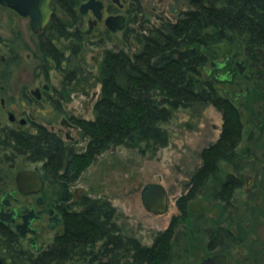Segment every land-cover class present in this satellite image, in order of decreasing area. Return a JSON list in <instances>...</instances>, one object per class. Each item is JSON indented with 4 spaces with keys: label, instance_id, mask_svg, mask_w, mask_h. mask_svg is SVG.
<instances>
[{
    "label": "trees",
    "instance_id": "obj_1",
    "mask_svg": "<svg viewBox=\"0 0 264 264\" xmlns=\"http://www.w3.org/2000/svg\"><path fill=\"white\" fill-rule=\"evenodd\" d=\"M54 1L57 9L46 26L47 40L51 41L42 51L59 63L66 49L59 39L80 38L87 19L77 8L81 0ZM133 1L135 11L141 12L140 0ZM182 1L187 3L186 8L177 9L172 4L174 17L162 15L159 22L150 23V15L145 14L140 22L150 23L148 26L125 28L126 36L131 35L136 45L133 51L125 47L105 49L96 75L101 92L95 102V116L80 119V135L87 139L86 148L69 158L67 170L77 174L99 154L119 145L154 155L169 144L170 135L163 123L175 109L212 103L222 112V130L217 140L202 149L203 162L192 174L188 191L177 199L179 213L146 244L136 234L125 231L121 212L111 200L82 196L76 202L79 207L66 217L67 233L58 236L49 250L31 257L17 251L16 242L7 241L0 264H198L214 250L226 252L230 263L243 264L241 259L233 258L241 237L232 225L244 217L235 205L240 183L223 172L222 162L238 167L242 158L260 155L252 147L243 146L246 123L240 108L220 92L205 68L209 59L220 57L222 44H230L226 52L258 55L256 46L264 48V0ZM137 18L131 17L128 22ZM105 30L110 31L107 27ZM67 74L86 76L79 67ZM63 161L57 154L47 164L57 171ZM248 164H242V168H248ZM74 179L75 175L55 177L59 184L64 181V186ZM199 194L221 206L218 218L203 210L191 217L190 204ZM69 196L63 194L65 199ZM245 202L251 208L252 203ZM182 225L187 231L181 229ZM193 234L208 239L207 253L202 257L192 255L188 237Z\"/></svg>",
    "mask_w": 264,
    "mask_h": 264
},
{
    "label": "flooded vegetation",
    "instance_id": "obj_2",
    "mask_svg": "<svg viewBox=\"0 0 264 264\" xmlns=\"http://www.w3.org/2000/svg\"><path fill=\"white\" fill-rule=\"evenodd\" d=\"M52 1L55 4L56 12V3L54 0ZM83 1L86 0L79 1L78 10L80 3ZM113 1L118 6L103 1V18L93 23L92 26L90 25V20L94 18L92 10L89 9L85 13L79 10L81 14L86 15L89 26L87 29L82 27L80 38L75 39H81L86 33H91L97 27L96 24H100L107 15L119 13L126 15L127 24L124 28L114 31L110 29L111 32H117L128 28L129 18L135 15L141 18L148 14L144 11L141 1L142 11L139 13L135 11L137 6L133 0H120L121 4L115 0ZM127 2L130 3L129 6H126ZM0 6L10 9L16 15L18 14L7 5L0 3ZM124 7H126V11ZM118 10L120 12H117ZM18 15L26 18L29 24L28 16ZM46 26L42 27L40 31L34 32L29 25L30 38L37 49L34 54L36 58L35 67L39 70L37 77H40V73L43 75L32 84L21 82L18 76L21 68L19 66L21 62L19 46L22 43L20 38L23 35L19 34L17 42L15 38L8 39L2 36L0 31V262L5 257L7 241L16 242V250L25 251L31 257L49 250L58 236L67 233L68 220L66 217L70 211L79 207L76 202H79L82 196L98 197L93 195L94 193H91L90 189L87 191L88 189L72 186L81 177V173L94 163L102 153L88 167L77 174L73 170L67 172L69 158L85 151L87 144L86 137L80 135V119H91L81 115L74 107L68 106L75 93L90 94V88L83 85V83L91 84L90 77L87 75L71 77L67 74L70 69L81 68L80 65L74 64L70 67L68 64L71 59L75 58L83 43L82 40L73 43L72 40L74 39L60 38V42L64 44L66 49L63 53L64 59L58 63L52 57L44 55L42 51V47H47L51 41V39L47 40ZM1 27L4 26L0 24V29ZM19 32L22 33L21 30ZM64 39L68 42L65 43ZM24 43L28 45L25 38ZM74 48L75 52H73ZM256 51L258 55L255 56L232 53L225 54L223 58L213 57L209 59V69L206 70L205 74H212L213 76L210 79L217 85L220 92L230 97L234 103H236L235 99L242 100L257 90H261V95L264 96V48L256 46ZM53 68L61 73L58 84L52 82L49 78L50 69ZM99 96L100 94L97 99ZM236 105L238 104L236 103ZM238 107L240 108V105ZM246 112L245 109H242L240 115ZM252 121L256 125L252 131L264 127V106L262 111L253 116ZM85 140V144L80 146L79 142ZM57 154L64 161L60 169L53 171L50 168L51 164H47V161ZM263 158L257 155L249 158L244 157L239 162L238 167L232 165L231 170L223 167V172L233 175L239 181L238 191L244 186L245 180L249 181L243 175L246 169L254 167L253 172L255 175L251 177L253 184L255 179L260 180L259 172L261 173L264 169V165L261 164ZM244 163H249L250 168L246 166L242 168ZM201 164L192 172L193 175ZM20 171H30L35 174L40 180L39 188L27 191L20 190L16 180V175ZM60 175H67V177L75 175V179L66 181L65 186L64 181L60 182L62 188L55 181V177ZM32 185L31 187L37 186L36 183ZM248 186H251V184ZM256 190L259 191L258 188ZM66 193H70V196L65 199L63 194ZM249 196H252L251 200ZM238 197L235 199V205L240 210L237 205ZM248 200L252 202L254 194L249 193ZM176 214H173L172 217ZM197 214L195 213L192 218L196 217ZM205 214L208 215L206 212ZM220 224L225 225L226 223ZM183 230L187 231L186 225ZM101 243L102 241L98 244ZM214 252L223 251L214 250L211 253ZM228 262L229 264H235L230 263L229 259Z\"/></svg>",
    "mask_w": 264,
    "mask_h": 264
},
{
    "label": "rangeland",
    "instance_id": "obj_3",
    "mask_svg": "<svg viewBox=\"0 0 264 264\" xmlns=\"http://www.w3.org/2000/svg\"><path fill=\"white\" fill-rule=\"evenodd\" d=\"M103 1L118 6L113 0ZM140 1L143 4L144 11L151 17L150 23L159 22L162 15L164 17H174L175 13L171 9L172 4L177 5V9L187 7V3L182 0ZM129 4L127 2L126 6H129ZM124 9L126 11V7ZM140 19L138 17L136 20L129 21V27L142 29L150 24L143 25ZM103 21L96 24L97 27L91 33H86L81 39L72 40L73 43L82 40L83 44L75 58L71 59L68 64L70 67L74 64L80 65L91 79V84L83 83V85L90 88V94L75 93L68 105L77 109L81 115L89 118L94 117V102L101 91V83L96 80V75L105 49L125 47L133 51L136 48L131 35L127 37L124 30L106 31ZM0 24L4 26L0 29L2 36L8 39L15 38L17 40L19 34L23 35L20 38L22 43L19 46L21 61L19 66L21 68L18 76L21 82L32 84L35 80H39L43 75L40 73V77H37L39 70L35 67L36 58L34 56L37 49L30 38L28 20L18 14L16 15L10 9L0 6ZM88 26L89 23L86 20L82 27L87 29ZM24 38L27 40L28 45L24 43ZM64 42L67 43L68 41L64 40ZM229 46V44H222L221 58L224 54L233 53L226 52ZM209 64L208 61L206 70L209 69ZM49 75L51 81L58 84L61 73L53 68L50 69ZM261 94V90H257L246 98L242 100L235 99V101L238 106L240 105L241 111L242 109L247 111L245 114H241L246 123L243 146L252 147L260 155L259 157H264V127L252 131L256 127L252 123L253 116L262 111L264 106V96ZM222 125V112L212 103L177 108L173 116L163 123L170 135L168 145L160 147L154 155L151 153L143 155L138 150L124 145L111 147L81 173V177L72 187H82L88 189L87 191L90 189L91 193H94L93 195L111 200L121 212L120 222L125 224V231L136 234L143 243L150 244L155 232L166 228L172 215L179 212L177 199L181 194L188 191L187 186L191 174L202 162V149L218 139ZM85 142L86 140L80 141L79 145L82 146ZM261 164L264 165V160ZM222 165L227 170L232 169L227 162ZM243 175L249 181L245 180L244 186L238 190L237 205L240 212L243 211L245 215L240 222L232 225L236 233L241 236V243L233 252V258L241 259L243 264H264V169L261 173L259 172L260 180L255 179L254 184L252 183L253 179H251L255 175L253 171L246 169ZM152 181L164 184L169 191L170 207L168 212L164 214L152 213L142 203L141 188L147 182ZM247 183L251 186H248ZM257 188L259 191L256 190ZM249 193L254 194L251 208L245 202V200H248ZM190 209L191 217L198 211L204 210L210 217L215 219L222 212L220 205L204 195H199L194 199L190 204ZM183 228L182 225L181 229L183 230ZM207 240L206 237L200 234L189 235L188 244L193 257H202L207 253Z\"/></svg>",
    "mask_w": 264,
    "mask_h": 264
},
{
    "label": "water",
    "instance_id": "obj_4",
    "mask_svg": "<svg viewBox=\"0 0 264 264\" xmlns=\"http://www.w3.org/2000/svg\"><path fill=\"white\" fill-rule=\"evenodd\" d=\"M120 3V0H115ZM18 14L29 17V25L32 31L38 32L48 24L55 12V4L52 0H0ZM121 4V3H120ZM104 2L102 0H86L80 3L79 10L82 13L92 10L94 18L90 25L103 18ZM106 26L111 30L122 29L126 26V15L123 13L110 14L104 19ZM75 52V48L73 49ZM17 185L20 190L27 191L39 188V178L30 171H20L16 175ZM36 183L37 186L32 184ZM141 199L144 207L155 214H164L170 207V194L167 187L158 182H147L141 188ZM252 199V196H249ZM198 264H229L227 254L214 252L204 256Z\"/></svg>",
    "mask_w": 264,
    "mask_h": 264
}]
</instances>
